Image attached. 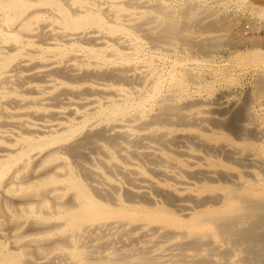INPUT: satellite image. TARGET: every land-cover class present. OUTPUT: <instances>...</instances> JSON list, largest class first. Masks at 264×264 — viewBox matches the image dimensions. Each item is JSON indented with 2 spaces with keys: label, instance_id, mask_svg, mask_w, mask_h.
Here are the masks:
<instances>
[{
  "label": "bare ground",
  "instance_id": "obj_1",
  "mask_svg": "<svg viewBox=\"0 0 264 264\" xmlns=\"http://www.w3.org/2000/svg\"><path fill=\"white\" fill-rule=\"evenodd\" d=\"M167 2L0 0V209L24 213L13 234L32 242L0 248V264H264V179L221 167L218 150L235 144L209 128L214 116L175 103L181 64L154 67L161 39L213 47L183 34L192 6L155 32ZM256 8L264 17V0ZM175 123L202 129L172 137ZM175 143L194 148L163 158Z\"/></svg>",
  "mask_w": 264,
  "mask_h": 264
},
{
  "label": "rangeland",
  "instance_id": "obj_2",
  "mask_svg": "<svg viewBox=\"0 0 264 264\" xmlns=\"http://www.w3.org/2000/svg\"><path fill=\"white\" fill-rule=\"evenodd\" d=\"M160 1L161 0H157L158 3ZM165 1L166 2L168 1L167 3L169 4L168 8H167V14H164L162 16L160 15L161 17H159V19L158 18L156 19V21H158V20L159 21L158 22L155 21L156 24L154 23L155 32L157 31V33H158L160 31V28L165 23H174V24H178V25L184 24V21L186 19H185V15L183 13V9H184V7L192 6L194 8V13L196 14L195 20L193 22H194V24L195 23L197 24V25L195 24V26H197V27L199 26V27L198 28L194 27V24L192 22L193 26H191V30L196 28V31L193 33V31L195 29L192 32H191V30H188V31L185 30L183 34L185 36H189V37L191 36V38H195L200 43H203L205 45H211L213 47L207 53L202 54L199 51H197L196 49H191L189 46H186L183 43V41L181 40V38H179V37H173V38L171 37V38H168L167 40L161 39L160 41L157 42V44H155L153 46L151 45L152 47H150L151 51L154 52L153 53L154 54V65H155L154 67L159 69L158 66H162L160 68L162 70V69H170L173 66V63H175V64L178 63L179 65L181 64L179 66V68H180L179 73H181L182 77H183L182 78L183 84H181V88H180V84H178L177 82H173V88H174L173 90L174 91L172 92V94H174V96L176 98L175 103H177V105H179V107L180 106L184 107L183 109H181V111L183 113L188 112L189 114L192 113V115L196 114L199 117L202 116V117H206V118H208L210 115H211L210 117L214 116L212 118L215 119V122H217L218 125L214 124V123H212V124L209 123L208 124L209 128L212 131H214L215 133H218V134L220 133L221 135H224L228 141L235 144V145H233L235 148L231 145L230 146L231 150H229V151L225 150L224 148L220 149L221 151L218 150L219 154H216L214 159L217 160L218 163L221 164V167L222 168H224V167L229 168L232 172H234L233 173L234 175L237 174L234 177L235 181L238 180V179H236L237 177L240 178V176H245L248 174H249L248 176H250V177L257 176L260 179L261 178L264 179V170H263L264 169V154H263V151H264V127H263L264 126V88L261 89L259 87L260 79L264 78V69H263L264 68V62L259 61L258 57H257L258 54H260L261 52H262V54H264V41H263L264 40L263 39L264 38L263 37L264 36V28L263 27L261 28V26H264V24H263L264 17H261V15H259L260 13H259L258 9L256 8V4L261 3V0H257V1L256 0H241V1L240 0H217V1H215V0H210V1L209 0H194V1L193 0H165ZM252 3H254V4H252ZM205 10H208V11L206 12ZM254 10L256 12H253ZM168 11H170V12H168ZM199 14H201L202 16H199ZM230 14H231V16H230ZM221 16H222V20L220 19ZM258 16H259V18H258ZM227 17L229 20L227 19ZM257 18H258V20H257ZM160 19H162V20H160ZM220 20H221V23H220ZM222 22L224 25L222 24ZM211 23H217L219 25L220 24H222V25H220L219 28H217V27L214 28L213 30H215V31H213L210 28H208L209 24H211ZM244 23H245V25H244ZM206 26H207V29H205ZM254 26L255 27L259 26L258 27L259 29L257 27L255 28ZM226 28H227V30H229L228 32H225V31H227ZM244 28L245 29L248 28V30L250 29V31H248L247 29L244 30ZM197 30H199V31H197ZM255 37L258 40L255 39ZM260 38H262V39H260ZM206 39H207V41H206ZM252 39H254V40H252ZM255 54H257V55H255ZM205 57H207V58H205ZM168 64H170V65H168ZM171 64H172V66H171ZM164 65H166V66H164ZM182 68H184L183 71L187 69L188 70L187 73L183 72L181 70ZM189 73L193 74V75L190 74V75H192V76H190L192 78L191 79L189 78L190 80L188 79ZM195 79H197L196 82H191L192 80H195ZM197 81H199V82H197ZM230 90H231V92H230ZM258 91H259V93H258ZM226 92H227V94H226ZM217 98H218V100H217ZM196 99H198V100L196 101ZM183 102H184V104H183ZM200 102H203V103H200ZM181 103H182V105H181ZM205 103H208V104H205ZM199 104H201V105H199ZM230 104H231V106L229 108L228 106ZM202 106L203 107L205 106V107L203 108ZM249 106H251V107L249 108ZM190 107H191V110H190ZM214 107H216V109L217 108L218 109L216 110ZM180 108H182V107H180ZM185 108L188 110H186ZM201 108H203V109H201ZM253 108L255 109V112L253 111L254 110ZM212 110H214V111H212ZM235 110H237V111H235ZM250 110H252V111H250ZM202 111H206V112L203 113ZM246 112L248 115L246 114ZM232 113H233V116H232ZM253 113H255V115ZM216 115H217V117H216ZM230 115H231L232 119L230 117V120H229ZM234 117H236L235 121L237 119V121H236L237 123L235 121L232 122ZM251 120H253V121L251 122ZM229 122H232V123L230 124ZM176 124L177 123H175L174 125H171V124L164 125V127L167 128L168 130H170L172 135L174 134L175 136H176V134H181V133L198 132L197 130L202 129L201 127L197 128L196 126L186 127L183 125L184 126L183 127L182 125L180 126V124H177V126H176ZM226 124L230 125V127L227 126ZM234 126H235V128H234ZM244 127H246V128H244ZM230 131H232V132H230ZM253 132L257 134V137H254V135H252ZM174 135L172 137H175ZM248 135H249V138L247 137ZM245 136L247 139L245 138ZM219 144H221V143H219ZM248 146L251 148L247 149L246 147H248ZM177 147H180V148H177ZM186 147H188V148H186ZM231 147L234 149H232ZM190 148L193 149L194 148L193 145H189V146L187 145V146L182 147L178 143H175V144H171V146L170 145L166 146V147L163 146L161 148L163 151L159 150V152L161 153L160 155H162L163 158L168 157L169 155L175 157V156L179 155V153H180L179 150H181V149L191 150ZM238 149H241V151ZM234 150H236V151H234ZM245 152L248 154H246ZM223 153H224V155H223ZM228 153H229V155H232V156H229ZM222 156H224V158ZM260 159H261V161H260ZM228 160H230V161L232 160L233 162L232 161L230 162ZM254 160L256 162L255 164L252 163V162H254ZM246 162H248V163H246ZM241 172H243V173H241ZM262 172H263V174H262ZM218 184L223 185L224 183L222 181H219ZM13 207H14V209H13ZM7 208L8 207L6 205H4L1 208L3 210L0 209V215H1L0 221L2 219H4V221L2 220L3 224L0 225V229L2 227V229L0 230V242H1L0 245L2 247L0 246V248L3 249L5 252L12 251V252H16L17 254H20V255L26 254V250H27L28 246L30 244H32V242H29V241H24V242L21 241L20 242L19 238H16L19 233L17 234V236L13 234V232L16 231L17 226L20 225V222H16L17 221L16 217L19 218L24 213L21 212L18 209V207L12 206V208L9 212L12 215L15 214L14 215L15 217H14V219H12V217H11L12 215L10 216L11 218L7 217L8 219H11V220H9L10 221V223H9L8 220L5 221L6 219L4 217V216H6L4 213L7 211ZM9 208H10V206H9ZM2 214H4V215L2 216ZM14 220H15V222H14ZM7 222H8V224H6ZM8 225L13 226V227H11V229H10V226H8ZM14 226H15V228H14ZM29 228H30V226L28 225V228L26 227L25 229L29 230ZM8 230L12 231V232H9ZM4 237H6V238H4ZM36 242H37V240H36ZM28 243H30V244H28ZM4 245H5V247H4ZM22 245H24V246H22ZM25 245H28V246H25Z\"/></svg>",
  "mask_w": 264,
  "mask_h": 264
}]
</instances>
